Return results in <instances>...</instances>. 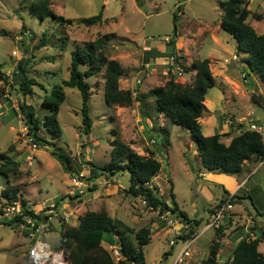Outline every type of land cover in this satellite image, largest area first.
<instances>
[{
  "label": "rangeland",
  "instance_id": "rangeland-1",
  "mask_svg": "<svg viewBox=\"0 0 264 264\" xmlns=\"http://www.w3.org/2000/svg\"><path fill=\"white\" fill-rule=\"evenodd\" d=\"M34 1L37 0H0V70L7 78L0 81V153L6 154L17 164V172H11L7 181L0 178V192L6 189L9 194L22 196L33 206L41 201L63 199L67 201L66 212L70 213L69 221L65 224L70 227L76 226L78 217L86 211H106L110 217L134 231L150 227V241L142 248L146 264H173L182 243L176 241L170 247L172 233L168 227L160 225L159 212L142 206L138 198L125 192L129 185L128 174L100 172L92 177L90 173L91 164L103 167L110 161L113 131L139 155H146L149 151L154 153L161 167L151 185L169 208L173 207L170 198L172 186L178 209L191 221L199 223L198 231L206 223L210 207L219 201L224 190L233 192L241 175L238 178L239 175L221 173L213 177L203 167L186 129L168 123L163 116L143 120L138 103L130 107L108 108L103 101L102 73L86 79L91 86L88 115L92 127L88 134H84L82 129L81 97L75 88L63 89L65 100L57 115L61 137L51 140L49 134L38 132L40 137L52 142V145L44 147L30 142L18 102L23 101L42 119L46 114L41 106L42 98L46 90L68 78L70 53L108 35L109 40L103 51L108 60L117 61L123 70L119 80L120 89H138L146 93L170 79L183 85L191 84L195 76L192 62L209 59L215 84L207 91L205 98L207 106L214 107V111L212 117L208 118L205 111L199 119L202 134H215L219 131V122L225 125L224 119L231 120L230 116L235 119L244 116V121H254L264 126V105H255L254 95L244 86L243 73L239 74L237 69L231 70V58L237 53V43L219 26L222 15L219 3L225 0H47L48 8L63 19L72 20L71 25H60L50 18L39 20L31 11ZM253 11L264 14V0ZM100 12L104 20L101 24L87 27L77 23ZM173 12L178 16L176 21ZM247 22L258 34H264V22L256 23L251 17ZM174 26L177 38L180 36L183 52L187 54L181 57L183 68H188L187 65L191 68L190 71L184 69L181 78L172 75L163 77L161 59L147 58L143 49L160 43L164 45V37L175 36ZM43 37L47 39L46 45L39 47ZM239 55L237 63L241 59ZM21 59L29 60V77L41 84L45 91L34 85L32 92L23 96L13 84L12 74ZM226 59L229 62H225ZM145 65H148L146 72L149 76L141 73ZM137 78H140V84L135 86L134 80ZM256 81L255 87L261 96L259 101L264 102V85L259 83V79ZM221 85L228 91L227 97ZM231 97H234L233 103L230 102ZM145 112L152 113L150 109ZM222 114L227 117L221 118ZM244 121L238 124H245ZM225 136H220L223 142H227ZM52 148H60L70 158V173L51 156ZM79 175H82L81 179L87 187L84 194L68 201L66 196L72 189L70 178ZM255 200L259 205L261 200L257 197ZM244 203L242 206L236 201L233 211L254 215L250 199H245ZM256 219L262 221L259 216ZM118 222L119 228H122ZM239 223V219H232L228 228L234 224L235 232L241 228ZM216 229L212 230L213 235L208 231L196 240L187 264H200L206 258ZM57 236L49 233L45 239L52 244V241H58ZM114 236V233H105L102 247L108 248L114 244ZM28 243L18 227L8 226L0 220V264H30L26 256ZM260 248L264 252V243ZM226 254L220 246L217 258L221 264L228 262L229 256Z\"/></svg>",
  "mask_w": 264,
  "mask_h": 264
},
{
  "label": "trees",
  "instance_id": "trees-1",
  "mask_svg": "<svg viewBox=\"0 0 264 264\" xmlns=\"http://www.w3.org/2000/svg\"><path fill=\"white\" fill-rule=\"evenodd\" d=\"M48 4L47 0L32 2L31 11L34 16L42 21L50 18L60 25H71L73 23L70 19H63L56 15L48 8ZM220 7L222 9L220 28L235 39L237 43L236 54H243L240 63L244 66L245 79L247 80L250 74H254L264 84V34H257L247 22V18L251 15V12L247 9V3L244 0H225L220 3ZM252 17L257 21L264 19L261 14L253 13ZM177 18V13L173 12L174 21ZM103 21L102 12H100L96 16L78 20L77 23L88 27L96 23L101 24ZM174 34L175 36L170 38L167 45L170 51L164 54L157 53L153 58L162 59L169 55L182 57L175 49V26ZM45 37L38 44L39 47L46 45L47 39ZM52 37H54L53 34ZM108 40V35L103 36L70 53L71 61L68 68V78L60 84L54 85L49 91L46 90L42 98L41 106L46 111L42 119H39L33 109L23 101L18 102L19 112L25 118L27 135L33 145L39 147L52 145V142L40 137L38 132L49 134L51 140H58L61 137L57 115L61 104L65 100L64 88H75L79 92L82 129L84 134L91 131L92 120L88 115L91 86L86 79L96 77L102 73L103 101L108 108L113 106L130 107L134 103H138L141 106L140 111L143 120L163 116L168 123L186 129L191 141L196 145L197 155L200 157L203 167L208 172L238 175L245 162H264V133L242 130L244 124L233 122V125L230 126L234 130L237 129V131H235L228 144L221 141L220 136L222 134L218 132L211 136L202 134L199 119L206 111L204 101L207 91L213 88L215 83L208 59L192 62L191 68L195 70V76L191 84L183 85L170 79L162 86L155 87L146 93H141L136 89L137 95L133 97L132 90H122L119 87V80L123 72L120 64L115 60H108L104 55V46ZM146 56L148 58V55ZM28 63L29 60H19L12 74L13 84L18 87L23 96L30 94L34 85L45 91L41 84L29 77L27 72ZM189 68L184 69L190 71L191 68ZM6 79V76L0 70V81H6ZM258 105L262 106L264 102L259 101ZM147 109H150L152 113L145 112ZM117 135L113 131V140L110 142V161L103 167H95L91 164L90 173L92 177L100 172L110 175L127 173L129 185L125 192L128 195L146 200V207L153 211L162 213L169 209L173 213H178L188 225L198 227V222L191 221L183 211L178 209L172 194V186H170L172 208H169L158 197L155 187L151 185L152 179L157 176L161 167L154 153L149 151L146 155H139L128 144L123 143ZM51 156L62 165L67 173L71 172V160L60 148H52ZM11 172H17L16 162L6 154L0 153V178L7 181ZM84 178L86 179V177ZM229 195V192L224 190L220 201H224ZM16 196L15 193L9 194L6 189L1 191L0 208L10 204L11 201L16 199ZM239 199L240 197L234 194L231 203L234 204ZM249 199L256 216L264 217V200L258 205L256 200L251 197ZM59 200L61 199H56L57 202ZM21 202L22 204L27 203L23 198ZM24 213H27V211L24 210ZM1 214L2 210H0ZM231 219L225 220L224 222L227 225L220 224L214 231L215 238L208 247L206 258L200 264H221L217 258L221 246L220 241L224 236V231L228 229ZM20 220L21 216H17L11 221L3 219L1 223L17 227ZM116 222L118 221L110 217L106 211H86L78 217L76 226L70 227L65 223L61 224L60 231L64 239L61 245H65L68 251L70 264H115L109 253L102 247L103 236L109 232L118 236L119 252L122 257L121 264L127 262L146 264L142 248L150 241L151 228L144 227L134 231L118 222L122 226V228H119ZM160 225L162 226V224ZM249 237L247 232H244V235L235 237V244L226 264H264V254L258 251L259 244L264 242V231L254 239Z\"/></svg>",
  "mask_w": 264,
  "mask_h": 264
},
{
  "label": "built area",
  "instance_id": "built-area-1",
  "mask_svg": "<svg viewBox=\"0 0 264 264\" xmlns=\"http://www.w3.org/2000/svg\"><path fill=\"white\" fill-rule=\"evenodd\" d=\"M151 38H149L150 40ZM164 46H167L170 42L169 37L162 39ZM236 53L232 55L231 60L237 61ZM225 62H229L228 59ZM163 77L169 75L175 78H181L184 75V66L182 60L177 55H169L161 60ZM148 65L143 68L144 76H149L147 71ZM242 80L245 83V75L242 74ZM135 86L140 84V78L134 80ZM132 95L135 97L137 91L132 90ZM244 124V123H243ZM230 125H233L230 122ZM257 131L264 133V127L256 125L254 123L246 122L243 130ZM30 140V139H29ZM31 142V140H30ZM153 143V141H151ZM82 175L71 176L70 185L71 190L66 196V199H74V196L84 194V190L87 187L82 179ZM232 195H229L224 201H218L214 207L211 208V212L208 215L206 223L200 231L198 227L188 225L178 213H173L171 210L163 211L159 213L158 220L164 227H168L172 233V239L169 241V246L172 247L176 244V241L182 243V248L178 252L173 264H187V260L191 258V247L196 240L207 230H214L219 227L225 220L231 219L233 216V204L231 203ZM22 197L16 196V199L11 201L10 204L2 208V214L0 220H14L15 217L21 216V220L18 221L17 227L20 229L24 237L28 240V248L26 256L30 264H70L68 251L65 245H61L64 241L61 236L60 226L63 223H68L70 213L66 212V203L63 199L57 202L54 201H41L36 206L33 204H22ZM142 206L146 207V200L139 199ZM30 205V206H29ZM24 210L27 213H24ZM72 214V213H71ZM56 224V225H55ZM163 227V228H164ZM192 227V229H191ZM58 229V230H55ZM58 235L57 242L52 241L50 244L45 237L49 234ZM251 233V232H250ZM249 233V238L252 239V235ZM114 244L104 248L112 258L115 264H121V254L119 252V239L118 236H114ZM125 264H132L127 262Z\"/></svg>",
  "mask_w": 264,
  "mask_h": 264
},
{
  "label": "crops",
  "instance_id": "crops-1",
  "mask_svg": "<svg viewBox=\"0 0 264 264\" xmlns=\"http://www.w3.org/2000/svg\"><path fill=\"white\" fill-rule=\"evenodd\" d=\"M244 1L247 3V9L251 12V15L249 17H251L252 19H254L252 17V14L253 13H255V14H261L262 16H264V14H262V13H258L257 11H253L254 8L256 10H257V8H259V6L261 4V0H244ZM220 3H219V6H220ZM178 6H180V4ZM220 9H221V7H220ZM221 17H222V15L220 16V19H221ZM255 22L256 23H262V22H264V19H261L260 21L255 20ZM257 25L258 24H256V26ZM219 26H220V22H219ZM251 27L254 29L253 26H251ZM255 32H256V30H255ZM259 35H261V34H259ZM179 39H180V36L178 35V38H177V34H176L175 49L178 51V54L183 57V56H186L187 54H186V52H183V48H182L181 43H179ZM143 49L146 50L145 51L146 52L145 55H148V58L150 57L151 60H160L161 58L160 59L159 58H153L154 55L156 56L157 53L164 54V53L170 51V48H166L164 45H161V43L160 44H157L155 46H146ZM238 55H239V53H238ZM239 56L242 57L243 54L240 53ZM209 62H210V60H209ZM186 67H189V66L187 65ZM209 67H210V70L212 71L211 62L209 64ZM231 67H232L231 70L237 69V71L239 72V74H242L243 73V67L244 66L240 62L237 63V61H233V64L231 65ZM227 70H228V68L226 69V71ZM240 72H242V73H240ZM194 73H195V70H194ZM256 80H258V77H256L254 74H250V76L247 78L244 86H245V88H247V90L248 89L250 90L251 95H254V97L256 99V102H257L255 105H258L259 98L261 96L259 97L258 90L256 89L257 86L255 87V85L257 84V81ZM253 81H255L256 83H254ZM259 83L261 85H264V84H262L260 82V80H259ZM235 86L238 87V84H235ZM221 88L223 89V88H225V86H222ZM223 91H224V95L226 96V94L228 93V91H225L224 89H223ZM229 94H230V92H229ZM230 100L229 101L233 103L234 97H231ZM204 105H205V108L207 109L206 110L207 111V117L208 118L212 117L211 114H213L212 112L214 111L213 110L214 107L211 108V107L207 106L208 105V101L206 100V98H205ZM210 109H212V110H210ZM222 117L225 118L227 116H225V115L222 114L221 118ZM230 119L231 120H229L228 118L224 119V123L226 122L225 125L222 123V121L219 122V125L220 126H219L218 133L219 134H225L226 135L225 137H226V141L227 142H224L225 144H228L229 143L231 137L235 134V131H237V129L234 130L233 128H231L230 122H232V123L233 122H235V123H241V120L244 121V116L239 117L238 119H235L234 116H232V117L230 116ZM199 122H200V120H199ZM244 122H247V121H244ZM249 122H251V121H249ZM253 123L256 124V125L262 126V125H260V124H258L256 122H254V121H253ZM221 124H223L224 126L221 125ZM227 125L229 126V128H228L229 130L225 128ZM262 127H264V126H262ZM195 147H196V145H195ZM210 174H212L213 177H214V174H216V173H210ZM243 174H245L244 177H243ZM238 175H239L238 178L241 175V180H240V182L237 183V185H236L235 189L233 190V192L231 191V192H229V194L230 195L237 194L240 197V199L238 201H239L240 204H242V206H243V204H246V203H244V201H245V199H249V197H251L253 200H255V197H257V199H259V201L261 200V202H262V200H264V162H261V163H254V162H251V161L250 162H245L242 165V170H241L240 174H238ZM202 176H204V174ZM220 199H219V201H220ZM214 206H215V204L212 207H214ZM212 207H210V209L208 210V215L210 214ZM246 209H247V206H246ZM247 213L248 214L243 215L242 213H239L238 214V213H236V212L233 211L232 219H236V220L239 219L240 223L238 225H240L241 228L239 230H237V231L234 232L235 227L233 226L234 225L233 224L227 230L224 231V236H223L222 243H221V251L225 250V252L227 253L226 254L227 257L229 256V254L231 253V251H232V249L234 247V244H235L234 239H235L236 236H238V235H244V232H247V233H250L251 232L250 234L252 235V239H254L258 235H260V233L262 231H264V217L259 216V217H261L262 221H257L256 214L253 215V214H251L249 212H247ZM232 219H231V221H232ZM208 231H211V234L213 235L212 230H207V231H205V233L208 232ZM262 243H264V242H261L259 244V246H258V251L259 252H262V250L260 248V245ZM262 253H264V252H262Z\"/></svg>",
  "mask_w": 264,
  "mask_h": 264
}]
</instances>
